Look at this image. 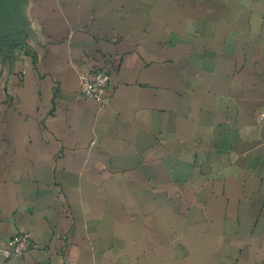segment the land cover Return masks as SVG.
Instances as JSON below:
<instances>
[{"label":"crops","instance_id":"obj_1","mask_svg":"<svg viewBox=\"0 0 264 264\" xmlns=\"http://www.w3.org/2000/svg\"><path fill=\"white\" fill-rule=\"evenodd\" d=\"M20 233L0 264H264V0H0V243Z\"/></svg>","mask_w":264,"mask_h":264},{"label":"built area","instance_id":"obj_2","mask_svg":"<svg viewBox=\"0 0 264 264\" xmlns=\"http://www.w3.org/2000/svg\"><path fill=\"white\" fill-rule=\"evenodd\" d=\"M111 81L109 69H99L85 75L81 80V94L89 100L104 103ZM34 248L31 237L20 233L4 243H0V256L5 259L19 258Z\"/></svg>","mask_w":264,"mask_h":264}]
</instances>
